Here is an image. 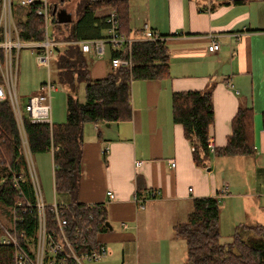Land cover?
Segmentation results:
<instances>
[{"label":"crops","instance_id":"crops-1","mask_svg":"<svg viewBox=\"0 0 264 264\" xmlns=\"http://www.w3.org/2000/svg\"><path fill=\"white\" fill-rule=\"evenodd\" d=\"M57 1L48 0L50 4ZM227 2L129 0L132 35L138 36L147 23L155 34L165 37L170 75L131 83L130 120L83 126L77 201L103 202L107 218L121 222L119 231L111 226L99 235L106 247V243L122 241L124 249L129 248V241L135 238L130 230L134 226L129 225L130 220H137L135 197L142 202H189L191 206L195 197L217 196L219 229L223 219L233 226L264 224V0ZM66 12L72 17L73 10L67 8ZM107 12L105 8L96 15ZM212 38L220 44L216 52L207 48ZM91 67L99 74L105 70L101 62ZM185 89L211 90L214 121L208 136L215 148L225 144L239 105L253 109L255 155L232 160L243 169L249 167L243 182L214 176L215 167L210 164L214 156L206 168L194 164L191 144L171 116L172 92ZM170 159L175 162L173 168ZM151 191L156 195L150 197ZM109 192L113 199L108 198Z\"/></svg>","mask_w":264,"mask_h":264},{"label":"trees","instance_id":"trees-1","mask_svg":"<svg viewBox=\"0 0 264 264\" xmlns=\"http://www.w3.org/2000/svg\"><path fill=\"white\" fill-rule=\"evenodd\" d=\"M245 1L228 0L227 3L239 4ZM38 3L13 4V15L21 40L35 41L43 38L40 31L42 24L35 14ZM50 5L51 10L56 5V10L51 14L49 38L67 41L55 47L50 64L53 65L56 82L64 85L67 90L65 121L49 125L31 123L25 119L24 128L32 155L49 152L51 144L57 147L52 154L53 188L55 192L64 193L70 198L68 203L60 205L62 216L67 222L66 235L73 242L74 230L80 224V219L91 215L86 241L71 243L76 251L92 250L98 243H102L99 235L109 227L105 224L107 208L103 202L86 204L77 201L82 174L83 126L85 123L130 120L131 83L134 80H162L169 77V52L164 40L134 39L129 53L126 47L118 49L106 46L110 51V59L114 56L130 58L132 64L121 66L115 71L110 68L105 76L91 79L85 53L77 41L102 39L106 35L107 13L103 16L96 15L98 10L105 8L108 11L114 10L118 31L128 38L134 37L130 25L129 0H58ZM68 7H72L70 9L75 15L67 19L58 14L60 8L67 11ZM82 82H85L84 101L77 96ZM43 84L44 82L42 87ZM253 113L250 106L239 105L231 118L225 144L210 153L206 141L214 121L211 90L185 89L171 94L172 120L181 125L184 137L191 144L190 157L201 168L206 167L213 156L255 155ZM262 113L264 127V110ZM21 150L14 116L6 99L0 103V209L12 216V231L17 236L24 232L25 237H19V241L25 247L28 242L26 238L32 241L36 235L38 216ZM106 152L104 150L103 154ZM15 178L17 185L14 186ZM17 201L23 205L29 201L31 207H25L24 213L22 208L14 211ZM219 209L217 196L195 197L191 200V210L185 220L173 224V234L185 242V264H264V224L239 223L234 228L231 241L222 243L219 237ZM45 210L47 231L54 229L57 232L51 204L46 205ZM250 233L259 235L258 239L252 235L248 239L244 238ZM57 236L56 233L55 237ZM13 255V247L0 242V264H14ZM61 264L76 263L71 258H65Z\"/></svg>","mask_w":264,"mask_h":264},{"label":"built area","instance_id":"built-area-1","mask_svg":"<svg viewBox=\"0 0 264 264\" xmlns=\"http://www.w3.org/2000/svg\"><path fill=\"white\" fill-rule=\"evenodd\" d=\"M34 1L39 2L35 8V14L40 18L42 24L40 31L42 32L43 38L35 41H24L21 40L15 23L13 15L14 3H12L11 0H0V103L7 99L14 116L21 142V151H23L28 176L34 192L38 224L35 237L32 241H29L26 238L28 242L25 247L19 241V237H25L24 232L17 236L14 231L4 229L7 238L2 239L0 242L2 244H9L13 247L14 264H61L65 258H71L76 264H84V261H96L105 256L107 253L106 246L103 243H98L95 249L76 251L73 248L72 243H83L86 241V234L90 230L89 220L92 216H82L80 224L74 230L72 242L66 235V218L62 216L60 205L55 203V201L51 206L55 215V227L57 232H55L54 229L47 231L45 217L46 204L43 201L40 183L34 164V157L29 150L27 135L24 128L25 119L31 123L52 124L50 115V94L53 89H56V87L54 86V82L48 79V81L43 84L42 93L32 95L28 98V102L24 107L25 113L21 110L17 96L18 54L21 46L38 48V53L35 55L36 63L46 68L48 76L50 77L51 57L55 47L67 42L63 40H52L49 38L52 10L48 0H20V3L26 5L33 3ZM106 23V35L102 37V39L77 41L84 53L92 52L96 56L101 57L104 54L103 52H105L106 46L118 49L126 47L129 53L130 44L134 39L143 38V40L154 41H162L165 39V37L152 32L147 23H143L138 36L128 38V36L118 31V24L114 10H109L107 12ZM219 47V42L214 38L210 40L207 46L208 51L210 52H216ZM130 64H132L130 58L114 56L110 59V68L114 71L121 66H131ZM206 147L210 153L215 151L214 142L209 136L207 137ZM56 149L57 147L52 144L50 145L49 152L51 155ZM104 150L107 151V148ZM168 163L170 167H175L174 160L170 159L168 160ZM135 164L138 166L140 162L137 161ZM13 185H17L16 178L14 179ZM156 193L157 192L155 191H151L149 195L150 197L155 196ZM108 198L113 199L114 194L109 192ZM135 201L137 203V208H143L144 202H142V200L135 197ZM25 207H31V202L28 201L23 205L20 201H17L14 211L17 208H22V212L24 213L26 210ZM14 215L16 214L14 213ZM13 220H15V216H13ZM123 227H126V225ZM56 233L58 234L57 237H55Z\"/></svg>","mask_w":264,"mask_h":264},{"label":"rangeland","instance_id":"rangeland-1","mask_svg":"<svg viewBox=\"0 0 264 264\" xmlns=\"http://www.w3.org/2000/svg\"><path fill=\"white\" fill-rule=\"evenodd\" d=\"M11 1L14 4L18 2V0ZM68 8L70 9L72 7ZM72 14L75 15L73 12ZM109 52V48L106 47L102 57H97L92 52L85 53L86 63L91 72V79L103 77L109 71ZM37 53L38 48L32 46H21L19 50L17 96L21 110L25 113L24 107L28 102V98L32 95L42 93V83H46L50 79L56 87L50 94L51 120L54 123L65 121L66 87L56 82L53 65H50L49 77L47 69L36 63L35 55ZM95 62H101L103 64V69L105 70L102 74L92 71L91 66ZM84 85L85 82L80 83L77 91V96L81 101H84ZM88 124L86 123L85 125ZM33 157L44 203L46 205L53 204L54 201L59 205L68 203L70 198L64 193L55 192L53 188L51 153H39L33 155ZM233 158L220 156L212 159L210 164L212 167H215L214 176L218 174V177L224 180L230 181L235 178L239 182H243V178L247 173L246 171L249 170V167L245 166L243 169L242 166H236V163L232 161ZM215 160L216 163H214ZM190 210L191 206L189 202L174 205L161 203L157 200L145 201L144 207L137 209V220L135 221L136 217L134 221L130 220L129 225L134 226L130 230L134 233L135 238L129 241V248L124 249L122 241L106 243L107 253L105 256L99 258L98 262L100 263L98 264H185V242L173 234L172 226L177 222L185 220ZM107 222L113 226L114 230H120L121 222L111 221L110 216H108ZM235 226L224 219L222 220L220 224L221 229H219L221 234L219 237L222 243L231 241V235L233 234ZM4 229L9 231L13 229L12 216L10 213L0 209V241L7 238ZM251 235L250 233L244 238L248 239ZM258 236L254 237L258 239ZM112 245L114 246L112 247L113 249L111 248ZM83 263L97 264V261H84Z\"/></svg>","mask_w":264,"mask_h":264},{"label":"water","instance_id":"water-1","mask_svg":"<svg viewBox=\"0 0 264 264\" xmlns=\"http://www.w3.org/2000/svg\"><path fill=\"white\" fill-rule=\"evenodd\" d=\"M61 10H59V12H58V14L60 13L61 15H64L65 16V18H70V15L69 14H67V12H66V9L65 8H60ZM56 10V5H53L52 6V11L54 12ZM106 226H108L109 227V229H112L111 228V225H109V223L106 221Z\"/></svg>","mask_w":264,"mask_h":264}]
</instances>
